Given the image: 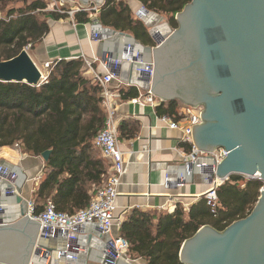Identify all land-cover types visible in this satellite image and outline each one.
Instances as JSON below:
<instances>
[{"label":"water","instance_id":"water-1","mask_svg":"<svg viewBox=\"0 0 264 264\" xmlns=\"http://www.w3.org/2000/svg\"><path fill=\"white\" fill-rule=\"evenodd\" d=\"M175 22L176 29L164 25L148 30L154 46H144L128 33L99 25L102 37L103 32L114 36L113 42L102 40V44L120 46L110 58L105 59V50L99 57L109 68L112 61L120 63L118 76L124 84L149 90L161 102L202 108L201 123L192 128V141L205 154L219 149L226 152L216 165L211 160L218 180L238 175L258 178L263 184L247 217L223 231L202 226L182 243L179 262L264 264V0H191L175 15ZM126 43L132 48L125 49ZM149 61L151 77L138 71ZM0 81L35 87L41 73L22 50L13 59L0 62ZM50 154H41L44 163ZM189 166L190 173L197 170L193 164ZM10 176L6 179L11 180ZM6 182V191H12ZM21 192L17 186L15 195L6 196L19 205L13 218L4 220L5 210L0 212V264H43L54 251L52 240L65 234L45 236L40 221L28 217L27 199ZM0 203L4 206L6 202L1 198ZM49 264H55L53 258Z\"/></svg>","mask_w":264,"mask_h":264},{"label":"trees","instance_id":"trees-1","mask_svg":"<svg viewBox=\"0 0 264 264\" xmlns=\"http://www.w3.org/2000/svg\"><path fill=\"white\" fill-rule=\"evenodd\" d=\"M148 11L168 18L177 28L175 15L191 0H137ZM44 0H0V62L32 50L49 32L48 20L66 15L46 11ZM76 23L91 21L77 14ZM99 23L109 29L128 33L144 46H154L147 27L137 20L126 0H104ZM28 50V51H29ZM27 51V52H28ZM82 59L55 61L47 79L38 86L0 81V150L17 149L22 155L40 157L51 151L42 176L31 196L34 213L40 214L48 200L56 210L69 215L86 208L91 186H98L108 169L107 161L95 152L93 140L103 129L106 112L101 87L86 76ZM121 101L138 97L134 86L118 88ZM178 101L161 102L158 116L174 121L181 118ZM139 132L136 121H122L118 139H134ZM186 149L189 151V146ZM262 182L238 175L229 177L217 188L218 208L214 217L202 197L186 212L177 206L173 214L133 210L119 228L127 241L128 256L142 264H181L178 253L182 243L202 226L223 231L247 217L254 208Z\"/></svg>","mask_w":264,"mask_h":264},{"label":"crops","instance_id":"crops-1","mask_svg":"<svg viewBox=\"0 0 264 264\" xmlns=\"http://www.w3.org/2000/svg\"><path fill=\"white\" fill-rule=\"evenodd\" d=\"M44 1L49 4L50 0ZM55 1L60 2L62 0ZM82 1H87L86 4L88 5H95L101 0ZM126 2L135 16L136 10L142 5L137 0H126ZM76 5H80L76 0H64L63 3L65 9H70ZM89 17L91 21L86 24L72 23L68 17L58 21L48 20L49 32L32 50H27L30 59L37 68L41 69L44 63L57 60L82 59L84 64L90 63L93 71L98 75L106 74L99 53L105 50L104 57L108 59L110 53L117 54L120 51V46L114 48L115 45L114 47L103 45L102 40L110 43L114 41V36L103 32L102 37L98 14ZM94 35H98L97 40L94 39ZM128 45L129 43H126L124 48L126 49ZM86 76L92 78V73L88 68ZM123 86L129 85L123 84ZM109 87L115 90L121 86L116 81H112ZM137 90L138 94L143 91L138 88ZM155 108L148 104L143 106L132 105L129 101L118 103V115L126 121H136L139 125L138 135L134 139L128 141L118 139L120 149L124 154L126 172L118 187L115 216L116 218L121 217L123 221L133 210L170 215L174 213L177 206H182L184 211L188 212L189 208L203 197L202 195L207 189V184L204 182L200 170L197 169L186 174L182 154L188 150L180 142L182 134L180 131L171 130L164 123H161ZM182 109L183 106L180 107V110ZM95 152L102 158L96 148ZM0 158V164L7 166L14 176V178L10 176L11 180L7 178L0 182V197L6 202L3 206L5 210L4 220H7L13 218L19 205L6 199L7 191L5 188L8 186L4 185L3 181L6 180V183L11 186L13 195L19 186L22 191L21 195L25 199H30L32 190L36 186L35 180L38 177L41 178L45 163L40 157H28L22 155L17 149L9 148L0 150ZM94 187L95 185L91 186L89 195L92 194ZM117 236H119V229L114 226L110 237ZM105 241L106 237L100 235L96 224L84 225L77 234V244L82 253L79 262L76 264H98L104 261ZM52 242L54 251L51 253L50 260L53 258L55 264H72L57 258V252L66 247V239L58 237ZM50 260L44 261L43 264H49ZM142 263L141 260L133 261V264Z\"/></svg>","mask_w":264,"mask_h":264},{"label":"built area","instance_id":"built-area-1","mask_svg":"<svg viewBox=\"0 0 264 264\" xmlns=\"http://www.w3.org/2000/svg\"><path fill=\"white\" fill-rule=\"evenodd\" d=\"M48 3L49 4L46 11L60 15H66L72 21V23H75L74 17L77 14L83 13L89 16L96 15L100 12L101 7L103 6L76 5L70 9H65L63 7L64 0L60 2L50 0ZM135 17L146 26L151 24L153 13L141 6L136 10ZM94 39L97 40L98 35H94ZM131 48V45L127 46V50ZM28 49L29 46L25 50L27 51ZM52 64L53 62L44 63L41 67L42 71L44 72L38 68L41 73L40 84L47 79L52 68ZM85 65L91 71L92 78L96 80L102 89L101 104L105 109L106 119L103 129L94 138L93 145L99 151L101 157L107 161L109 168L106 174L102 177L101 183L94 187L90 202L86 208L79 210L75 214L69 215L58 212L53 202L48 200L45 204L44 210L40 214L36 215L34 213V203L30 198L26 200L27 215L30 219L40 221V231H43L45 236H47L48 233L54 235L57 232H60L63 235L65 234L64 238L66 239L67 244L63 250L57 252L58 259L65 260L66 262L72 264L78 263L82 253L80 246L77 244V234L79 229H81L83 225L96 224L99 228L101 236L107 238L105 241V249L103 251V255L105 257L104 261H106L108 264H116L119 261L123 262L124 264H133L134 260H131L128 256L129 246L127 241L121 236L114 238L110 237L113 227L116 226L117 229H119L123 223L121 217L116 218L115 211L116 200L118 197V187L120 185L122 176L126 172L124 154L120 149L118 140V127L122 121H125V119H122L117 113L118 103L121 101L118 89L114 90L109 87V84L112 81H116L120 86H123L124 84L119 80L118 76L120 71V63L114 61L109 68L107 61H102V65L106 71V74L104 75H98L95 73L90 63L86 62ZM143 65L144 67L138 71L141 73H146L151 77L153 73L152 62H143ZM129 103L140 106L148 104L152 107H157L161 101L155 98L151 92L147 90L139 92L138 97L131 99ZM201 111V107H183V109L180 110V120L174 121L168 116L159 117L158 120L161 123H164L169 129L180 131L182 134L180 142L183 145L189 146V151L182 154L183 165L186 174L190 173V164H193L194 167L200 171H205V173H202V175L204 182L207 184V189L202 196L205 200L206 206L210 209L211 214L215 217L217 215L218 208L217 188L220 184L229 180L226 179L224 181H220L215 177V165L226 156V152L223 149H219L214 153L205 154L198 151L193 145L192 128L194 125L201 123ZM211 160L215 161V165L211 163ZM8 175H10V169L5 165L0 164V182L3 179H6ZM11 178H14L12 174ZM39 180L40 177L35 180L36 186ZM253 180H258V178ZM35 187L32 190L31 196L35 192ZM260 191L261 189L259 192ZM13 194V191H7L6 195H4L10 196ZM3 209L4 208L0 203V212Z\"/></svg>","mask_w":264,"mask_h":264},{"label":"rangeland","instance_id":"rangeland-1","mask_svg":"<svg viewBox=\"0 0 264 264\" xmlns=\"http://www.w3.org/2000/svg\"><path fill=\"white\" fill-rule=\"evenodd\" d=\"M152 13H153V17L151 20V24L146 26L148 30H150L151 28H154V27H160V26L162 27L164 25L169 26V22H168L167 17L155 14L154 12H152ZM0 17H4V16L2 14H0ZM40 70L42 71V68ZM42 72H44V71H42Z\"/></svg>","mask_w":264,"mask_h":264}]
</instances>
